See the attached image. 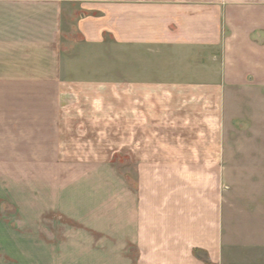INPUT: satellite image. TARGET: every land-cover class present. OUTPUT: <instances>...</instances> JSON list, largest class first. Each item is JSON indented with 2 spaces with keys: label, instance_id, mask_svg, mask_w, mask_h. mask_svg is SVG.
<instances>
[{
  "label": "crops",
  "instance_id": "crops-1",
  "mask_svg": "<svg viewBox=\"0 0 264 264\" xmlns=\"http://www.w3.org/2000/svg\"><path fill=\"white\" fill-rule=\"evenodd\" d=\"M69 26L120 79L71 78ZM244 90L264 103V0H0V200L26 218L0 264H264L232 189L264 167Z\"/></svg>",
  "mask_w": 264,
  "mask_h": 264
},
{
  "label": "rangeland",
  "instance_id": "rangeland-1",
  "mask_svg": "<svg viewBox=\"0 0 264 264\" xmlns=\"http://www.w3.org/2000/svg\"><path fill=\"white\" fill-rule=\"evenodd\" d=\"M70 28V34L64 35V50L68 54L70 60L73 63L74 59L78 65L75 72L70 71V76L72 79V76L75 75L78 80H98V81H104L105 78H117L120 79L119 75V55L116 56L117 53H119V47L114 44V42L110 38H105V45L99 46V47H91V48H84L82 46L81 42L78 40L77 34L71 30ZM68 35V36H67ZM70 36V38H69ZM118 48V49H116ZM80 51L82 53L81 57H78L77 52ZM75 57V58H73ZM92 57H96L97 62V69H89L84 64L89 62V60ZM74 61V63H75ZM109 65V68H107L105 65ZM75 65V64H74ZM113 67V68H111ZM71 69V68H70ZM112 69V70H111ZM117 70L114 71V70ZM238 95V102L234 103V111L232 112V115L242 118V120H238L240 122V130L247 132L249 128H252L253 126H256L258 129L264 130V103H261L257 100V102H254L256 100L257 96L256 94L250 95V92L247 90L239 91L236 93ZM252 101V102H251ZM247 115V116H246ZM231 122V120H230ZM238 122V123H239ZM261 131V132H262ZM257 139H264V135L261 137H258ZM253 154V153H251ZM264 153H258L259 159H264L262 156ZM256 157V155L254 156ZM255 158V160L257 159ZM250 159V158H249ZM258 160V159H257ZM264 162V161H263ZM117 167H114L116 169V174L119 175L121 168L119 167V163ZM234 173L232 176V189L234 188V193H238L242 199H245L246 201L249 199L255 200L257 204V208L252 206L251 208H248V212H251L248 221L259 224L264 223L262 219L264 218L260 216L261 206H260V200H264V167L260 165L259 162L256 163V167H250L247 165V167H241L239 169H233ZM239 170V171H238ZM115 172V171H114ZM238 173H240L238 175ZM243 177V178H242ZM247 198V199H246ZM0 222L2 224H24L25 217L20 215H15V208L13 204L10 202L8 198H2L0 200ZM264 204V203H263ZM264 206V205H263ZM264 210V208H263ZM258 211V214L255 215V212ZM262 213V212H261ZM260 217H259V216ZM55 220V219H53ZM56 222V220H55ZM65 222V221H64Z\"/></svg>",
  "mask_w": 264,
  "mask_h": 264
}]
</instances>
